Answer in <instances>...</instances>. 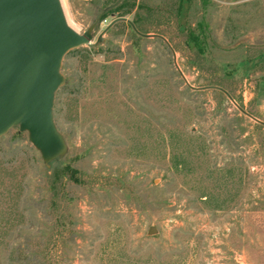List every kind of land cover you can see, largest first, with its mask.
I'll use <instances>...</instances> for the list:
<instances>
[{
  "label": "rangeland",
  "instance_id": "374dc122",
  "mask_svg": "<svg viewBox=\"0 0 264 264\" xmlns=\"http://www.w3.org/2000/svg\"><path fill=\"white\" fill-rule=\"evenodd\" d=\"M60 73L59 158L0 135V264H264V0H127Z\"/></svg>",
  "mask_w": 264,
  "mask_h": 264
},
{
  "label": "water",
  "instance_id": "95a60500",
  "mask_svg": "<svg viewBox=\"0 0 264 264\" xmlns=\"http://www.w3.org/2000/svg\"><path fill=\"white\" fill-rule=\"evenodd\" d=\"M121 1L106 5L78 33L66 23L59 0H0V135L17 125L47 162L61 155L65 144L51 107L63 81L62 58L90 44L103 12Z\"/></svg>",
  "mask_w": 264,
  "mask_h": 264
},
{
  "label": "trees",
  "instance_id": "16d2710c",
  "mask_svg": "<svg viewBox=\"0 0 264 264\" xmlns=\"http://www.w3.org/2000/svg\"><path fill=\"white\" fill-rule=\"evenodd\" d=\"M126 2H127V0H122L119 4H117V5H116L115 7H113L112 9H107V10H105V11L103 12L101 18L104 17L105 15H107V14L110 13V12L117 11L119 8L123 7L124 3H126ZM128 11H129V8H126V9L123 10L122 12H123V13H126V12H128ZM192 39H193V38H192ZM193 41H194V43H195V39H194ZM197 48H199V47L197 46ZM58 158H59V157L54 158V159L50 160L49 162H51V161H53V160H55V159H58ZM67 169H68V168H66V170H67Z\"/></svg>",
  "mask_w": 264,
  "mask_h": 264
},
{
  "label": "crops",
  "instance_id": "0c3cea01",
  "mask_svg": "<svg viewBox=\"0 0 264 264\" xmlns=\"http://www.w3.org/2000/svg\"><path fill=\"white\" fill-rule=\"evenodd\" d=\"M256 119V118H255ZM257 120H259V119H257ZM260 121V120H259ZM260 122H262V121H260ZM264 123V122H263ZM264 125V124H263Z\"/></svg>",
  "mask_w": 264,
  "mask_h": 264
}]
</instances>
